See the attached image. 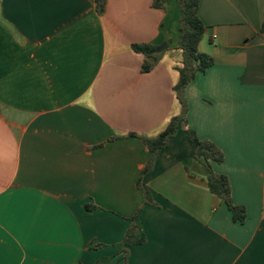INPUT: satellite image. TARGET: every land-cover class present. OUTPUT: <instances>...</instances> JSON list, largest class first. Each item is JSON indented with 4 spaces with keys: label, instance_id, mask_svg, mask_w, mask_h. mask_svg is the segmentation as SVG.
<instances>
[{
    "label": "crops",
    "instance_id": "1",
    "mask_svg": "<svg viewBox=\"0 0 264 264\" xmlns=\"http://www.w3.org/2000/svg\"><path fill=\"white\" fill-rule=\"evenodd\" d=\"M199 16L215 64L142 175L143 139L183 114L178 3L0 0V264H264V0H201ZM165 43L144 73L132 45ZM186 127L224 154L213 170L244 224L210 192ZM137 214L146 242L125 253Z\"/></svg>",
    "mask_w": 264,
    "mask_h": 264
},
{
    "label": "trees",
    "instance_id": "2",
    "mask_svg": "<svg viewBox=\"0 0 264 264\" xmlns=\"http://www.w3.org/2000/svg\"><path fill=\"white\" fill-rule=\"evenodd\" d=\"M108 0H95L98 12L104 14ZM168 0H154V7L158 9H165ZM181 11V18L179 23V49L183 53V61L179 71V81L175 87L178 100L183 107V114L171 120L167 128L154 139H143L148 150L150 151V158L142 171V175L148 173L155 162L159 152L166 148L172 141L179 129V124H186L185 113L187 105L184 100V94L188 85L199 75L204 74L214 64V58L200 52V44L206 35L207 27L199 16V6L201 0H175ZM264 31V25H263ZM134 52L142 54L146 57V61L142 66L144 73L150 72L159 61L161 55L171 49L169 43L162 45L149 44H135L132 45ZM189 140L194 148V158L202 162L207 171V184L210 192L224 201L232 213L233 220L244 224L247 219V211L243 206H238L232 199V190L227 176L217 174L213 170V163L221 164L224 162V154L210 141H204L198 138L195 131L186 127ZM131 136H135L132 134ZM187 173L194 176L187 168ZM146 198V203L152 204L151 193L141 182L138 184ZM139 212V211H138ZM131 221L132 226L129 228L124 239L121 242L124 252L126 248L141 245L146 242L145 236L142 234V229L138 224V214L134 216ZM100 264V263H97Z\"/></svg>",
    "mask_w": 264,
    "mask_h": 264
},
{
    "label": "rangeland",
    "instance_id": "3",
    "mask_svg": "<svg viewBox=\"0 0 264 264\" xmlns=\"http://www.w3.org/2000/svg\"><path fill=\"white\" fill-rule=\"evenodd\" d=\"M201 43H203V47L200 49V52H207L206 51V47H207V44L209 43V38H208V36L207 35H205V37L203 38V40H202V42Z\"/></svg>",
    "mask_w": 264,
    "mask_h": 264
}]
</instances>
